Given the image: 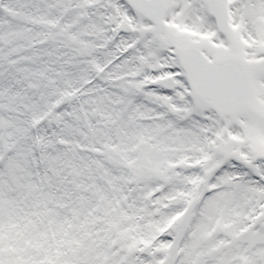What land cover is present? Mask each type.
Masks as SVG:
<instances>
[{"label": "snow or ice", "instance_id": "obj_1", "mask_svg": "<svg viewBox=\"0 0 264 264\" xmlns=\"http://www.w3.org/2000/svg\"><path fill=\"white\" fill-rule=\"evenodd\" d=\"M0 264H264V0H0Z\"/></svg>", "mask_w": 264, "mask_h": 264}]
</instances>
